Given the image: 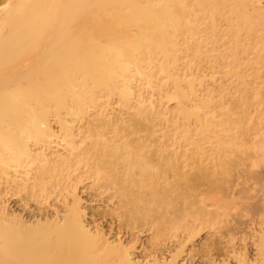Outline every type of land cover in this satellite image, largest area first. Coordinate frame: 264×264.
<instances>
[{
    "label": "bare ground",
    "instance_id": "bare-ground-1",
    "mask_svg": "<svg viewBox=\"0 0 264 264\" xmlns=\"http://www.w3.org/2000/svg\"><path fill=\"white\" fill-rule=\"evenodd\" d=\"M9 71L0 118L27 108L48 115H33L36 138L28 130L0 138V264H264V0H0V74ZM82 106L96 110L73 130ZM51 107L69 109L44 112ZM129 109L137 111L125 120ZM138 130L141 138H129ZM184 143L191 148L180 163L211 164L212 178L235 170L219 181L241 193L260 185L244 201L219 192L193 202L198 221L223 204L243 210L225 220L220 253L196 252L193 223L173 245L151 248L118 232L126 216L141 210L146 221L150 209V201H124L120 171H148L153 145L160 162L164 145ZM85 176L108 185L105 201L91 184L97 200L88 203L115 213L119 228L111 224L109 235L74 192ZM15 192L25 197L13 204ZM220 240L213 233L201 244Z\"/></svg>",
    "mask_w": 264,
    "mask_h": 264
},
{
    "label": "rangeland",
    "instance_id": "rangeland-1",
    "mask_svg": "<svg viewBox=\"0 0 264 264\" xmlns=\"http://www.w3.org/2000/svg\"><path fill=\"white\" fill-rule=\"evenodd\" d=\"M35 69H36V71H34ZM35 69H32L33 70L32 73H35V72L37 73L40 70L39 67L38 68L35 67ZM6 73H7V75L5 74L6 76H4V74H0V75L4 76V77L0 76V79L2 77H3V79H5V77L7 79V80L5 79L4 81L2 79L0 80L1 81L0 82V84H1L0 89H2L3 87L5 88L7 86V83H8L7 81L10 82V80H8V79H12L14 76V74H13L14 72L9 71ZM2 103L5 104L4 100H3V102L0 100V105H2ZM0 107H2V106H0ZM67 109H69V108L51 107V108L45 109L44 112H49L50 115H53L55 112H61L63 110H67ZM75 109H77V112L79 113V114H77L78 117H83V119L77 118L76 119V120H78L77 122H74V124H69L70 126L73 127V130L75 129V125L77 123H78L77 126L79 125V121H84V119L86 118L87 114H83V112L96 110V109H92V108H87L85 106L78 107ZM168 110L172 111V108L169 107ZM26 111H27L26 114L23 113L20 115H14L9 119H8V117L7 118L6 117L0 118V138H5L6 136L12 137V138L22 137L23 132H25L27 130L29 132L28 133L29 135L27 134L29 136V138H36L37 137V132L35 130H33V126H34L33 123H34V121H36V119L33 117V115L36 114V116H39L38 118H42L41 116H47L48 114H40L41 113L40 110L32 109V108H27ZM107 111H108L107 112L108 116H110V118H115L114 117L115 115L112 114L111 110L107 109ZM135 111H137V110L129 109L126 111V113L124 111L122 113L121 117H123L125 120H131L134 117ZM145 111H149V109H145ZM110 112H111V114H109ZM0 113H2V110H0ZM27 122L29 124H27ZM38 122L39 121H37V123ZM147 124H149V123H147ZM51 126H52L54 131H57V130L59 131V128L55 123L52 122ZM66 132L67 131H65V133ZM142 132H143L142 130H138L137 132L131 134L129 138H133V139L141 138L145 133V132H143V133ZM62 133H64V131H62ZM147 133H149V132H147ZM110 136H112V135L110 134ZM31 140H33V139H31ZM152 140H153V138H152ZM190 148H191V146L185 145V143L181 144V145L180 144L174 145V146H169V144H168V147L166 145H164L163 146L164 154H163L162 160L160 162H158L157 161L158 159L155 155L157 148H156V145H153L150 148V150H148L147 155L144 156L148 160L150 159V162H148V164H149L148 171H143V172L138 171L135 164L128 166V169H125L124 171H120V172H122L123 179H124L122 190L124 191V193L126 192L128 195V196L126 195V197H124L126 199L125 200L122 199V201L123 200L124 201H150V209H149V212L146 216V218H147L146 221L144 220V212L140 210V206H135L136 207L135 209L140 210L139 213L131 214L128 217L126 216L128 218V220L126 219V217L124 218L125 219L124 223L130 224V229H132V230L127 228L126 227L127 225H125L123 223L125 225L124 226L122 224V222L119 223V225H122L123 227L120 226L121 229L118 227L119 225L117 223L119 221L116 220L117 218L114 217V215H113L115 213L111 212L112 210L110 211L109 205H106V207H105V204H106L105 202H104L105 203L104 205H103L102 201L99 202L100 200L97 201L99 204L97 202L96 203H94V202L88 203L89 201L97 200V198L95 196L92 197V193H90V192H92V191H90V188L93 187V185H91V184H94V183L96 185H98L99 187H102V189L104 190L103 200L106 199V197L108 196V191H107L108 185L104 184L103 181L95 180L96 178L94 179V177L87 178V176H85L86 179L84 178V180L81 183L76 184L77 187L74 190V192L76 191L77 194H80L79 195L81 197L80 199L84 203L86 202L88 204V206H86L87 204L85 205V209H86L87 214L89 213V216L94 214L97 216V217L96 216H94V217H96L98 220L101 218L102 222L100 220L99 224H101V228L103 227V230L107 234L109 233L108 231H110V229L112 227L110 225L112 224L114 226L113 227L114 230H117L119 228L118 232L120 231L121 233L125 234V236L127 238L126 239L127 242H129V243H132V241L134 242L135 237L138 236V237H136L137 238L136 240L138 241V238L140 239L138 241L139 244H140V242L141 243L145 242L148 244L149 248H151V247H154L156 242H157L156 245L160 244V242L161 243L164 242L168 245H170L172 243V245H173V243H175L174 240L176 238L180 239V234H183V231L186 229L188 224L190 225V223L191 224L193 223L192 226L194 228L192 230L191 229L190 230H191V232H193L192 233L193 235L196 234L197 236L194 237L193 241H195V242H193L192 244L195 243L194 245H196L198 247H199V245L202 246L205 238L209 237L210 235H213V233L215 235L218 234V235L222 236L223 240L219 241L220 244H219V242L215 244V245H217V247L214 246L213 248L208 249L207 246H204V247L202 246V247H199L201 249V251H199L198 247H197V251H196L197 253L199 252L200 254H202L203 251H205V250H206V252L210 251V253H211L210 249H212L213 250L212 254H214V253H216V251L219 252L221 243L225 242V240H226L225 236L227 237L226 233L225 234L222 233V232H225V229H223V228H225L223 225L224 222H226L225 220L226 219L228 220L229 218L232 220L235 219L236 216L238 217L239 214L240 215L242 214L238 211L243 212V210H241L240 207H235L233 210V208L231 206H229V204H228V206L226 204H225L226 206L223 204V206L225 208L224 210L223 209L218 210L217 211L218 213H216L215 216H212L213 219H211V220L209 219L210 222L205 221V220H199V221L205 222V224L203 222V223H201L202 224L201 225V224H199V221L196 219L197 214H196L195 208H193L194 207L193 202L195 203V201H200L202 198H206L207 196H210V195H216V196L218 195L219 196V194H221V193H222L221 196L218 197V198H222L220 200L226 201L228 199L227 201H232V200H235V198H239L236 196L240 195V197H241V195H242L243 196L242 200L244 201V198L247 199V198H249V196L251 198V196L255 195L256 191L260 190V189H258L260 185L255 186V184H254L251 188H249L250 191L246 189L247 191L244 190L245 193H244V191H242V193H241V190L238 189L239 187H237L235 185L231 184V186H229V185L225 186V184H224L225 180L220 183L221 178H223L222 176H224V177L226 176V174H225L226 171L224 172L225 169H223V172H224L223 174H225V175H223L222 173H217L215 175V173H213V175H215V176H213L214 178H216V176H217V178H219V179L214 181V180H212L214 178L209 177V175L210 176L212 175L211 172H214V170L210 171L212 169V167H210L211 164L207 163L208 167H209L208 169L211 168L210 170L207 171L206 169H204L205 171H207L210 174H208L206 172L204 175L205 171L202 169L203 166L201 167L200 164H198V160L196 158L192 157L189 159L188 162L184 161L185 162L184 164H183V162L180 163V156L182 155V152L184 150L190 149ZM207 164H205L204 166L207 167L206 166ZM246 165H248V164H246ZM250 166L251 165L248 166V169L251 168V171L256 170L255 169L256 166L258 167V165H254L253 170H252V167H250ZM259 166H261L260 163H259ZM230 170H231V168H230ZM228 171L229 170L227 169L226 173H228ZM233 171H235V170H233ZM233 171H230L229 173L231 176V172H232V175L234 178L235 173ZM218 172H219V170H218ZM220 172H222V171H220ZM66 173L63 172V174H66ZM1 175H0V177H1ZM220 176H221V178H220ZM208 177L211 179L209 180ZM225 178H227V177H225ZM0 179H1L0 180V191H2V189H4L3 187H5V186L3 185L4 182H2V181H4V180H2V177ZM209 181L211 183H209ZM216 181L217 182L219 181L218 186H217ZM221 184H224V186L226 188L223 185L220 186ZM212 185H214V186H212ZM232 186H234V190H233ZM235 187H236V189H235ZM86 188H87V190L88 189L89 190L86 191ZM208 189H209V191H208ZM231 190H233V192ZM236 191H237V193H236ZM254 191H255V193H254ZM15 193H17V192H15ZM217 193H219V194H217ZM204 194H206V195L204 196ZM16 195L17 196H15L14 198H11V200H10V202H12L13 204L16 201L20 200L19 196H21V198H23V196L25 197V195H23L22 193L19 195V192ZM231 197H232V199H231ZM92 198H94V199H92ZM242 200L237 199L236 201H242ZM32 202H31V204H32ZM12 203H11V205H13ZM33 204H34V202H33ZM95 204H96V206H95ZM212 204H213V202H212ZM195 207H197L196 204H195ZM227 207H228V209H227ZM239 208H240V210H239ZM18 209L19 208L16 205H14L13 210L18 212ZM215 209H216V207H215ZM95 211H97V212H95ZM99 211L101 212V214L99 213ZM185 211H186V213H184ZM229 211H231V212H229ZM97 213L100 215H98ZM217 214L219 215V218L216 217V216H218ZM114 218H116L115 219L116 221L114 220ZM199 218H201V215ZM111 220H113V221L111 222ZM192 220H194L195 222H193ZM217 220L220 221L221 223L218 222ZM229 220H228V222H230ZM115 224L117 227L115 226ZM226 224H228V223H226ZM114 230H113V232H117ZM198 231H200V232H198ZM124 232H127V234ZM224 238H225V240H224ZM199 242H200V244H199ZM139 244H136V246H139ZM192 244H190V246H188L187 248L188 249L191 248ZM222 248H223V244H222L221 250H222ZM222 251H221V253H222ZM219 253H217V254H219ZM217 254H215V255H217ZM222 255H223V253H222Z\"/></svg>",
    "mask_w": 264,
    "mask_h": 264
}]
</instances>
